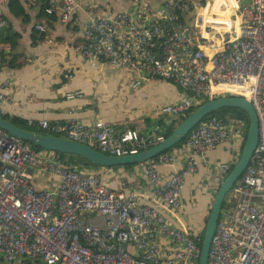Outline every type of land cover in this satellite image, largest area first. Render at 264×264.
<instances>
[{"label": "built area", "instance_id": "obj_1", "mask_svg": "<svg viewBox=\"0 0 264 264\" xmlns=\"http://www.w3.org/2000/svg\"><path fill=\"white\" fill-rule=\"evenodd\" d=\"M10 1L0 0V71L11 67V56L3 57L2 33L9 22L1 11ZM19 1L27 10L43 5L46 14L63 23L75 22L77 12L85 10L91 17L76 48L81 58L131 72L135 88L150 79L176 84L184 97L160 108L174 120L204 99L233 96L252 103L259 142L222 208L208 264H264V0L250 5L244 0L218 5L217 0H165L157 9L149 0H129L131 8L98 16H93L95 9L111 7V0ZM35 29L47 32L43 24ZM5 87H0V110L9 101ZM27 123L117 157L165 140L157 130L117 133L106 120ZM248 129L245 118L213 116L188 135L181 149L204 156L232 140L242 152ZM176 161L169 151L143 163L150 190L139 194L127 180L114 188L108 181L111 167L99 173L61 164L54 151H36L0 129L1 259L7 264H200L205 228L185 227L180 214L187 178L200 163L187 157L181 170L163 179L159 167ZM234 165L221 166L226 176ZM37 171L58 178V186L37 188Z\"/></svg>", "mask_w": 264, "mask_h": 264}, {"label": "crops", "instance_id": "obj_2", "mask_svg": "<svg viewBox=\"0 0 264 264\" xmlns=\"http://www.w3.org/2000/svg\"><path fill=\"white\" fill-rule=\"evenodd\" d=\"M149 1L151 7L157 9L165 0ZM111 2V7L100 4L93 16L132 7L129 0ZM219 2L217 0L216 4ZM81 4L86 5L87 2L81 1ZM14 10L9 5L1 8L9 22L8 28L18 35L16 47L12 49L6 42L3 47L4 52L15 59L14 67L0 71V87L6 84L5 92L9 96V101L2 104L0 110L3 115L37 122H65L72 117L86 124L106 120L114 125L117 133L128 129L144 133L157 130L164 136L161 126L174 121V118L163 114L160 108L184 97L176 84L150 79L135 88L131 72L113 68L105 61L83 60L76 48L83 42V28L91 17L85 10L77 12V20L73 23H63L57 16H49L43 5L31 10L25 8L24 15L16 13L17 7ZM51 17L55 20L51 21ZM36 24H43L47 29L42 39L39 38L43 33L35 29ZM78 91L82 92L80 97H67ZM172 152L176 154L177 161L173 165L159 167L163 179L181 170L187 157L195 156L200 163L198 172L187 178L180 210L185 227L199 232L205 228L216 195L227 178L221 166L236 164L242 154L241 149L235 148L232 140H227L204 156L183 152L181 148ZM78 163L83 162L78 160ZM143 166L142 163L129 169L112 167L108 181L118 188L122 180H127L133 192L147 193L150 182L144 175ZM107 168L94 167L90 171L104 173ZM34 183L37 188L55 189L59 180L37 171ZM172 221L178 225L174 218ZM0 264L7 263L0 257Z\"/></svg>", "mask_w": 264, "mask_h": 264}, {"label": "water", "instance_id": "obj_3", "mask_svg": "<svg viewBox=\"0 0 264 264\" xmlns=\"http://www.w3.org/2000/svg\"><path fill=\"white\" fill-rule=\"evenodd\" d=\"M242 3L244 5H250L252 1L244 0ZM226 108L242 110L247 115L250 124L246 143L240 159L234 165V168L221 185L205 226L200 264H208L212 239L216 232L218 220L225 204L226 197L231 193L235 183L249 166L259 142V123L257 114L252 103L247 99L243 97L225 96L209 100L193 111L177 126L174 133L158 146L135 155L123 157L107 155L89 146L60 136L44 135L42 133L22 129L4 118L2 115H0V129L41 149L80 156L100 167H118L146 163L157 158L159 155L174 149L177 145L186 140L188 135L208 116Z\"/></svg>", "mask_w": 264, "mask_h": 264}, {"label": "trees", "instance_id": "obj_4", "mask_svg": "<svg viewBox=\"0 0 264 264\" xmlns=\"http://www.w3.org/2000/svg\"><path fill=\"white\" fill-rule=\"evenodd\" d=\"M8 5H9V7L11 9H13L14 12H15L14 8L17 7V9H18V12H16L17 14H21V15L25 14V12H24L25 8L21 5V2L19 0H11ZM50 19H51V21L55 20L54 17H51ZM2 34H3V43L6 42L7 44H9L11 46L12 49L14 47H16V39L18 38L17 34H15L9 28H6V30ZM44 37H45V34H42L41 38H39V39H42ZM35 40H38V39H35ZM6 54H7L6 52H3V57H5ZM10 66L11 67L15 66V59H13V58L11 59ZM16 67H17V65H16ZM208 101H209V99H204L198 105L196 104L195 106H193L191 108V110L189 112H187V114L183 115L180 120H174V121H172V122H170L168 124H163L160 129L163 130L162 133L164 134V138L167 139L169 136H171L174 133V131L177 128V126L181 122H183L198 107H200L201 105H203L204 103H206ZM213 116H218V117L235 116V117L245 118V119H247L249 121L247 115L242 110L234 109V108H226V109H223V110H221L219 112H216V113L208 116L204 121H207L208 119H210ZM3 117L6 118L7 120H9L10 122L14 123L16 126L22 128V129H26V130H29V131H34V132H37V133H42L44 135H51L50 133H48V132H46L44 130L28 126L27 121L22 120L20 118L10 117L9 115L8 116L3 115ZM246 137H247V133H246ZM26 143L29 144L30 146H32L36 151L47 150V149L38 148V147L32 145L29 142H26ZM184 144H185V140L183 142H181L179 145H177L174 149L181 148V147L184 146ZM174 149L170 150V152L173 151ZM49 151H51V150H49ZM55 153H56L58 162L61 163V164H64V165H77L78 167H80V166L82 167L83 166V167H85L84 170L85 169L86 170L87 169L88 170H92V169H94V167L95 168L100 167V166L94 164L93 162H91V161H89V160H87V159H85L83 157H80V156L71 155V154H65V153H58V152H55ZM78 160L83 162V163L79 164ZM132 166L133 165H127L125 167L127 169H129V168H132ZM115 168H118V167H115ZM231 196H232V192L230 194H228V196L226 197L225 203L227 202V200Z\"/></svg>", "mask_w": 264, "mask_h": 264}, {"label": "rangeland", "instance_id": "obj_5", "mask_svg": "<svg viewBox=\"0 0 264 264\" xmlns=\"http://www.w3.org/2000/svg\"><path fill=\"white\" fill-rule=\"evenodd\" d=\"M223 97H225V96H223ZM250 124V123H249ZM248 131H249V129H248Z\"/></svg>", "mask_w": 264, "mask_h": 264}, {"label": "clouds", "instance_id": "obj_6", "mask_svg": "<svg viewBox=\"0 0 264 264\" xmlns=\"http://www.w3.org/2000/svg\"><path fill=\"white\" fill-rule=\"evenodd\" d=\"M25 142V141H24Z\"/></svg>", "mask_w": 264, "mask_h": 264}]
</instances>
